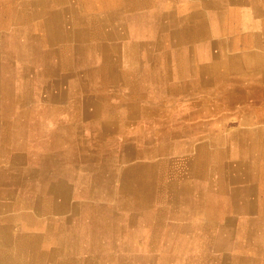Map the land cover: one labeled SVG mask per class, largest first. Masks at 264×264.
I'll return each instance as SVG.
<instances>
[{
  "label": "crops",
  "instance_id": "1",
  "mask_svg": "<svg viewBox=\"0 0 264 264\" xmlns=\"http://www.w3.org/2000/svg\"><path fill=\"white\" fill-rule=\"evenodd\" d=\"M7 3L0 0V11ZM54 8L61 11V20L34 31L42 36L58 26L70 29L67 41L53 44L41 43L39 37L34 39L38 44L22 37L19 44L12 41L6 36L15 26L0 14V225L5 228H0V244L17 251L15 264L90 262L86 254L67 247L70 230L27 229L20 214L43 218L53 204L51 218L57 223L78 218L74 206L96 202L97 212L86 215L110 219L109 232L118 235L122 227L115 222V209L131 211L138 204L122 203L138 198L124 196L122 171L112 168L124 156L134 168L132 152L116 151L112 143L145 133L140 126L163 123L166 141L199 143L186 145L185 156L216 159L234 142V155L250 159L254 169L248 178L245 171L236 174L238 182L227 188L210 182L204 191L162 178L166 188H159V197L155 176L167 161L146 162L149 174L141 184L149 199L129 221L138 223L139 212L144 213L147 248L152 239L159 244L166 221L167 254L188 252L193 243L224 251L221 264L250 256L264 264V0H74L67 16L58 2ZM39 24L38 18L32 22ZM67 45L72 50L68 64L61 56ZM32 108L37 111L31 113ZM44 114L48 119H39ZM155 154L163 157L166 148ZM234 168L205 170L231 176L238 170ZM241 174L245 182H240ZM93 189L100 197L83 194ZM166 189L173 196L166 209L152 210ZM112 191L114 198L108 196ZM58 196L70 202V214L57 213L63 203ZM172 239H187V246H175ZM41 253L52 256L38 258ZM104 257L99 254L98 262ZM109 258L116 264L123 255L113 252Z\"/></svg>",
  "mask_w": 264,
  "mask_h": 264
},
{
  "label": "rangeland",
  "instance_id": "2",
  "mask_svg": "<svg viewBox=\"0 0 264 264\" xmlns=\"http://www.w3.org/2000/svg\"><path fill=\"white\" fill-rule=\"evenodd\" d=\"M46 92L47 91H45V94H47ZM51 108L52 107H50L49 110ZM30 111L31 113H35L37 110H35V108H32ZM41 118H44L45 120L48 119L47 115L45 114L40 116L39 119ZM31 119L33 118L31 117ZM140 128L146 129V132L138 136L136 135L127 136L128 138L126 140L116 141L115 143H112L116 151L122 150V152L125 153L126 151L129 150V152H132L131 163L132 164L134 163L135 165L134 168H129L132 167V165L129 166L128 165L129 162L123 161L124 160L123 158L125 156L121 159L117 158L119 162L112 167L122 171L119 178L121 180L122 189L125 197H128L129 194H133L135 191H137L138 186L147 179L149 174V169H148L149 163L146 162L149 161L161 162L162 160H164L167 161V163L172 164L171 166L166 165L163 168H159L157 175L155 176L156 183H155L154 191L155 194H157L159 197H160L158 192L159 188L161 187L166 188V184H164V182H161L162 178L163 181H165L166 179V182H170V183H179V182L191 183L192 181H194L193 171H192V167L190 168V163L193 160H195V158L185 156L186 149H188V146L186 145L191 144L193 146L194 145L196 146L199 145V143H194V142L188 143L180 139H176L173 141H166V123H163L161 125L155 124V125L140 126ZM175 138H179V136H176ZM161 146L166 148V154L163 157L155 154L158 152L157 148H160ZM107 152H111V151H107ZM223 157H224V161L227 163L239 162L240 160L241 162L248 161V158H244V157L240 158L237 155H226ZM210 161H212V159H210ZM137 163H143V164L137 166ZM240 172H241L240 170H237L232 175L235 176L236 174H240ZM199 173L203 175V179L204 181H206V183L219 182L220 173L211 174L209 171L205 169L199 171ZM113 175L115 176V174ZM161 175H163L164 177H162ZM100 179L103 181L102 177ZM97 181L101 182L99 180ZM108 181H110V179ZM116 184L119 185L118 183ZM117 191L119 192L121 191V189ZM169 193L172 194L170 191L166 189V196L163 197V199L156 197V200H154V205L151 206V209L154 210L161 207L166 209V200H168L169 197L173 198V196L171 195L169 196ZM54 195L55 194H53V196ZM58 197L63 200V203L58 205L57 213L60 215L64 214L65 216L64 212L67 209L68 213L70 214L72 210V206H70V202L66 204L64 203L66 199L65 197L63 196H58ZM42 204H43L42 206L45 207L46 205L45 200H43ZM135 204H138L137 206H139V201L135 203H128V202L122 203V205H127V206L135 205ZM35 207L41 208V202L35 201ZM99 208L100 206L96 202H93L91 205L87 204L86 206L76 205L74 206V212L73 211L72 212L76 214V216L79 215L78 218L65 220V222H68L70 224L69 226L71 229L70 230L71 234H69L66 238L70 240V244H68L67 247L77 253L81 252L86 254L87 255L86 258L90 262H86L85 264H109V263L115 264L114 262L109 261L110 259L109 255H112L113 252H115L116 255L122 257V255L124 254L125 255L132 254L135 256L139 254H144L148 251L146 245L147 231L145 229L147 226V222L144 221L145 219L143 218L144 215L143 212H139V216H140L139 222L131 224L132 222L129 221V218H131V215L133 217L136 214V212L124 210L119 207L116 208L115 211H117L119 215L118 217H116L117 219L115 222L117 223V225L118 224L121 225L122 230L120 228V233L114 236L112 233L109 232V230H111L112 228V225L110 224V219L107 220L104 217L90 219L91 217L89 218L88 215H86L88 211L97 212ZM45 214H46L45 217L42 218L41 216L38 219H34L33 214L29 212L26 213V215L20 214V216L23 218L25 217V220L27 221V229L40 230L42 232H45L43 226L45 223H47L51 215L54 214L53 204L50 205V207L48 208ZM164 224L165 227L163 230L160 231L159 234L160 239H159L158 247L154 248L152 251L155 255H159L161 252H166L167 250H169L166 247V221L164 222ZM116 238H118L119 242L114 250L109 245L108 241ZM234 239L238 243L242 241V238L236 237ZM188 249L189 251L186 252L185 254L177 251L171 252L176 254L177 256L171 258L170 259L171 261L169 262L165 261L164 264H221L219 257H221V254L224 253V251H220V250L217 251L216 248L210 249L209 247H205V246L199 248L198 246L196 247L193 243L191 244V247ZM227 250L228 251L226 252L232 258L234 254L232 253V249L228 248ZM99 254H104L105 256L108 257L107 259L106 257H104L98 262ZM236 255L238 254L236 253L235 256ZM120 261L121 260L118 259L116 264H121L122 262ZM132 264H139V263L138 261L134 260L132 261Z\"/></svg>",
  "mask_w": 264,
  "mask_h": 264
},
{
  "label": "bare ground",
  "instance_id": "3",
  "mask_svg": "<svg viewBox=\"0 0 264 264\" xmlns=\"http://www.w3.org/2000/svg\"><path fill=\"white\" fill-rule=\"evenodd\" d=\"M7 1H8L7 6L4 8V11L3 10L0 11V14L2 12H4V14H5L4 18L10 20L13 23L12 26H15V28L14 27L11 28L9 35L6 36V37H10L12 41L17 40V43L19 44L18 41L21 40L20 37L24 38L25 41L32 42V43H37L36 40H34V39H36L38 37L40 38L41 43H47L48 42V43L53 44L54 40H57L58 42H60V41L64 42V41L68 40V37L70 36L69 35L70 29L68 30L67 28L66 29L62 28V26L56 27L55 31L46 30L49 33L46 31H43L42 36L36 35L34 33V31H36L35 27H39L40 25H43V27H40L39 29H42V28L47 29L46 25H49L51 22H54L57 19H58V21L61 20L60 19L62 17L61 11L56 9V8H54V10L52 9V7H54V5H55V2H58V5L62 6L63 9L65 8L66 11L65 10L64 11L67 13L66 14V16H67L71 10V6H73V4H74V0L73 1L72 0H7ZM60 1H63V2H60ZM1 16H2V14H1ZM37 18L41 19V24L36 25V26L35 25L32 26V22L35 21V19H37ZM22 25L27 26V27L25 29H19V28H23ZM51 33L53 34L54 37H52L50 35ZM52 38H53V41L51 42ZM33 46L34 45H32V47ZM68 48H69V46L67 45L66 49L61 53V56L64 58V60H65L64 62L66 64L69 63L68 61H70L71 54H72V50L71 49L69 50ZM14 49H15V47L12 46V52L11 53H14V51H13ZM18 49H19V47L17 48V50ZM18 52H19V50L17 51L16 54H18ZM65 57H66V59H65ZM13 65H14V62H11V70L12 71L16 70L15 66H13ZM233 66H235V65H233ZM240 67H241V65H240ZM214 69H215V67H214ZM7 85L9 86L8 83H7ZM11 89L12 88L9 86V92ZM10 96H11V94H10ZM232 145H233V147H231ZM236 145H237V143H235V144H234V142L230 143V145L227 146L228 148L225 147L224 151L222 150V151H220V153H222V154L224 153V156L234 155L236 152V149H237ZM163 149H164V147L161 146L160 148H157V151H161ZM203 150H204V148H203ZM203 155H205V154H203ZM203 155H199V156H203ZM212 161H213V163H212ZM212 161H210V159L207 157H203V158L198 157L195 160H193L190 163V168L192 167L194 181H192L191 183L188 182L187 186L194 184L198 188L202 189L201 191L208 190L207 187H209L210 184L206 183V181H204L202 174H199V171H202L204 169H210V168L225 169V168H229L230 166H234L235 167L234 169L240 168L238 170L245 171L243 173H244V175L247 176V178L250 176L248 171H250V173H252V171L254 169L253 165H251L250 159H249L248 163L241 162V160L239 162L227 163L224 161V157L220 156L219 158L212 159ZM163 164L165 166L166 165H169V166L172 165L171 163H167V162H163ZM255 168H257V167H255ZM219 173H220L219 183H220V185L222 184L223 187H225V188H227L228 185L230 186V183H232V182H235V183L238 182V177L236 175L235 176H229V175L224 174L222 172H219ZM244 175L241 174L240 182H245L244 179H246V177ZM195 180H198L200 183L196 182ZM142 187H143V184H140L137 188V191L134 192L133 198H138L139 206L133 207V209L131 210L133 212H137L136 209H139L141 211L146 206V202L149 199L148 194L146 193V191H144L145 188L144 187L142 188ZM232 192H233L234 197H237L238 191L233 190ZM83 194H85V196L100 197L99 191L94 190V189L85 191ZM28 196H30V195H28ZM108 196L114 198L116 196V192L112 191L110 194H108ZM1 212H4V211L0 207V214H1ZM64 213L66 216V214L68 213L67 209L65 210ZM136 216H137V214H135L133 217H136ZM131 217H132V215H131ZM56 224H58V225H56ZM69 225L70 224L68 222L61 221V220L56 223V221L50 217L48 219L47 223H45L43 227H44L45 232H48V233H50L52 231H56V230L61 232V233H65V232L71 230ZM0 228L5 229L1 225H0ZM113 235L115 236L116 234H113ZM217 239H218L217 245H219V247L222 246L224 239L221 237L217 238ZM157 240L158 239H152L151 240V247L144 254H139V255H135V256L132 254L131 255L128 254L125 256L123 255V259L121 260V262H122L121 264H129V263L132 264V261H134V260L138 261L139 264H164L165 261L169 262V261H171L170 260L171 258L177 256L174 253H168L167 254L166 252H164V253L161 252L159 255H155L152 251L154 248H156L158 246V245H155ZM172 240H173V245L178 246V247H182V248L187 246V243H188L187 239H182L179 242H174V239H172ZM115 241L119 242L118 238L112 239L111 243H110V241H108L109 245L112 248L115 245ZM25 243L28 245L27 242H25ZM124 243H125V241H124ZM61 245L65 246L66 243L61 242ZM124 245H126V244H124ZM3 247H5L4 242L0 244V264H15L14 256L17 253V251H15L11 248H3ZM4 249H6V250H4ZM61 251H62V249H61ZM67 252H69V251H67ZM20 253L25 254L27 252L24 251V252H20ZM182 253L185 254L186 252L182 251ZM66 254H68V253H66ZM51 256H52L51 254H47V255L42 254V255H39L38 258L43 259L44 257H51ZM29 258L31 259V257H28V261H31L30 263H33V260L32 259L29 260ZM192 258H193V256H192ZM66 259L69 260L70 257H67ZM257 261H258V259L253 258V256H250L249 259H244V260H242L241 258H234L233 259L234 264H257L258 263ZM64 263H62V264H64Z\"/></svg>",
  "mask_w": 264,
  "mask_h": 264
}]
</instances>
